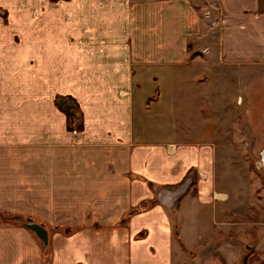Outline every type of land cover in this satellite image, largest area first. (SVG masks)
Here are the masks:
<instances>
[{
	"label": "crops",
	"instance_id": "crops-1",
	"mask_svg": "<svg viewBox=\"0 0 264 264\" xmlns=\"http://www.w3.org/2000/svg\"><path fill=\"white\" fill-rule=\"evenodd\" d=\"M216 2L213 42L194 0H0V213L49 232L46 259L1 223L0 264H264V203L233 200L214 132L188 133L214 125V68L264 65V0Z\"/></svg>",
	"mask_w": 264,
	"mask_h": 264
},
{
	"label": "rangeland",
	"instance_id": "rangeland-1",
	"mask_svg": "<svg viewBox=\"0 0 264 264\" xmlns=\"http://www.w3.org/2000/svg\"><path fill=\"white\" fill-rule=\"evenodd\" d=\"M194 1L207 20L212 41L217 42L221 12L216 0ZM205 47L203 51L208 49L207 45ZM203 53L200 55L204 56ZM212 76V83L203 90L208 94L214 92V97H217L214 100V125L210 122L200 127L202 131H199L197 139L194 131L188 133L196 142L214 132V140L221 143L217 147L218 182L233 200L244 194L242 203L252 209L257 208L260 202L264 203V166L260 158L264 148V65L218 67L214 68ZM212 107L213 101L208 99L204 111L208 113ZM251 215H246L247 221L252 220ZM193 262L199 263V260L193 259Z\"/></svg>",
	"mask_w": 264,
	"mask_h": 264
},
{
	"label": "trees",
	"instance_id": "trees-1",
	"mask_svg": "<svg viewBox=\"0 0 264 264\" xmlns=\"http://www.w3.org/2000/svg\"><path fill=\"white\" fill-rule=\"evenodd\" d=\"M57 105H59L62 109L63 112L66 114L67 119H68V129L72 132H75L79 127L78 124L76 125V122L78 121L79 118H81V113L80 109L77 106V104L70 98H58L56 101ZM192 185L190 186V190L194 189L196 186V181L192 179ZM0 221L3 224H13V225H19L17 224V221H24V218L21 216H5L0 213ZM126 222L123 221V224ZM70 230H67L65 232H69ZM175 236L177 239H179V234L178 232L175 233ZM46 259H49V250H46L45 254ZM210 264H222L220 261L216 260Z\"/></svg>",
	"mask_w": 264,
	"mask_h": 264
},
{
	"label": "water",
	"instance_id": "water-1",
	"mask_svg": "<svg viewBox=\"0 0 264 264\" xmlns=\"http://www.w3.org/2000/svg\"><path fill=\"white\" fill-rule=\"evenodd\" d=\"M261 162L264 166V148L260 153ZM192 179L187 180L178 190H176L174 193H168L167 198H165V202L167 200V203H165L168 206H174L189 190L190 186L192 185ZM17 224L20 226H23L27 228L28 230L34 232L36 236L39 238V240L42 242L45 249H48L49 247V232L48 230L38 224L35 223L32 219H29L27 221H17Z\"/></svg>",
	"mask_w": 264,
	"mask_h": 264
},
{
	"label": "built area",
	"instance_id": "built-area-1",
	"mask_svg": "<svg viewBox=\"0 0 264 264\" xmlns=\"http://www.w3.org/2000/svg\"><path fill=\"white\" fill-rule=\"evenodd\" d=\"M204 52H205L206 54H208V52H209V49H205V50H204Z\"/></svg>",
	"mask_w": 264,
	"mask_h": 264
}]
</instances>
